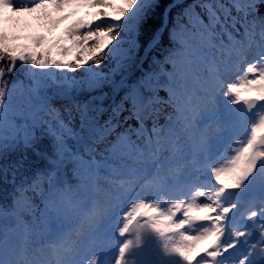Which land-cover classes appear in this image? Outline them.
Returning a JSON list of instances; mask_svg holds the SVG:
<instances>
[{"label": "snow or ice", "instance_id": "obj_1", "mask_svg": "<svg viewBox=\"0 0 264 264\" xmlns=\"http://www.w3.org/2000/svg\"><path fill=\"white\" fill-rule=\"evenodd\" d=\"M161 6L0 0V218L75 217L48 264H264V0Z\"/></svg>", "mask_w": 264, "mask_h": 264}, {"label": "clouds", "instance_id": "obj_2", "mask_svg": "<svg viewBox=\"0 0 264 264\" xmlns=\"http://www.w3.org/2000/svg\"><path fill=\"white\" fill-rule=\"evenodd\" d=\"M25 222L30 230L27 238L17 229L14 217L0 218V257L5 264H48L49 244L70 231L76 218L51 213L45 226L39 217L33 219L28 213Z\"/></svg>", "mask_w": 264, "mask_h": 264}, {"label": "trees", "instance_id": "obj_3", "mask_svg": "<svg viewBox=\"0 0 264 264\" xmlns=\"http://www.w3.org/2000/svg\"><path fill=\"white\" fill-rule=\"evenodd\" d=\"M173 1L174 0H162V6H161L162 10H165L166 7ZM193 2H195V0H188L184 3H182L180 5V7H178L174 11H172L171 16L174 18L175 15L177 14V12L182 11L183 7H187L188 5L192 4ZM10 191H11L10 187L5 188L4 195L0 196V204H10L11 203V196L9 194H7Z\"/></svg>", "mask_w": 264, "mask_h": 264}, {"label": "rangeland", "instance_id": "obj_4", "mask_svg": "<svg viewBox=\"0 0 264 264\" xmlns=\"http://www.w3.org/2000/svg\"><path fill=\"white\" fill-rule=\"evenodd\" d=\"M17 2L18 3H20V2H23V3H30L31 2V0H17ZM198 11H199V9H198ZM205 19H206V17H204ZM106 70V69H105Z\"/></svg>", "mask_w": 264, "mask_h": 264}, {"label": "water", "instance_id": "obj_5", "mask_svg": "<svg viewBox=\"0 0 264 264\" xmlns=\"http://www.w3.org/2000/svg\"><path fill=\"white\" fill-rule=\"evenodd\" d=\"M181 1H183V0H178L177 2L172 3V4H177V3L181 2ZM167 9H168V8H167Z\"/></svg>", "mask_w": 264, "mask_h": 264}]
</instances>
